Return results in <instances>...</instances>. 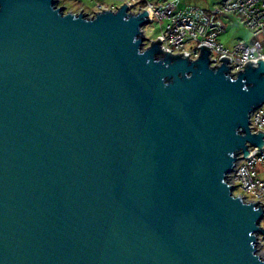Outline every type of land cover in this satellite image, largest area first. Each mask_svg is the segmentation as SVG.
<instances>
[{"label":"water","instance_id":"95a60500","mask_svg":"<svg viewBox=\"0 0 264 264\" xmlns=\"http://www.w3.org/2000/svg\"><path fill=\"white\" fill-rule=\"evenodd\" d=\"M129 10L0 0V264H264L226 181L264 147V59L147 45Z\"/></svg>","mask_w":264,"mask_h":264},{"label":"built area","instance_id":"2783aa9c","mask_svg":"<svg viewBox=\"0 0 264 264\" xmlns=\"http://www.w3.org/2000/svg\"><path fill=\"white\" fill-rule=\"evenodd\" d=\"M132 0L126 2L130 6L129 12L138 13L148 10L151 13L150 23L158 22L161 25V48L172 54L183 53L191 60L201 54V46L210 49L211 66H221L225 57L230 60L227 65L230 73L236 76L244 70L246 64H256L259 58L264 59V0H223L212 10L197 6H182L181 0H166L154 4L149 1ZM104 9L116 10L106 7ZM101 9L100 11L104 10ZM234 13L242 18L246 27L251 31L253 43L247 44L240 40L232 48H227L218 38L225 31L224 15ZM144 31V28H143ZM145 34V31H144ZM146 36V35H145ZM149 40L147 45L150 44ZM250 129L252 133H264V104L255 108L250 115ZM248 143L251 153L244 157L242 151L238 154L233 169L227 174V183L233 187L232 193L240 196L247 203L261 202L263 205V219L261 227L264 229V176H260L257 166H264V147L258 149ZM257 253L264 258V234H257Z\"/></svg>","mask_w":264,"mask_h":264},{"label":"rangeland","instance_id":"374dc122","mask_svg":"<svg viewBox=\"0 0 264 264\" xmlns=\"http://www.w3.org/2000/svg\"><path fill=\"white\" fill-rule=\"evenodd\" d=\"M132 0H58V5L64 6L66 11L75 13L84 12L88 15H94L106 7L118 8ZM151 2L154 4L162 3L166 0H143V2ZM182 6H197L206 10H212L213 7L220 4L223 0H181ZM141 2L139 5H143ZM226 24L225 31L220 34L218 40L227 48H232L233 45L242 40L247 44L253 43L251 31L246 27L242 18L234 13L224 15ZM145 35L149 40L158 38L161 33V25L158 22L149 23L144 26ZM257 171L260 176H264V166H257ZM264 224V222H263Z\"/></svg>","mask_w":264,"mask_h":264},{"label":"crops","instance_id":"0c3cea01","mask_svg":"<svg viewBox=\"0 0 264 264\" xmlns=\"http://www.w3.org/2000/svg\"><path fill=\"white\" fill-rule=\"evenodd\" d=\"M213 8H214V7H213ZM213 8H212V9H213ZM223 20H224V17H223Z\"/></svg>","mask_w":264,"mask_h":264}]
</instances>
